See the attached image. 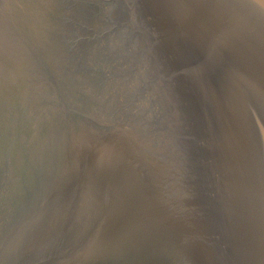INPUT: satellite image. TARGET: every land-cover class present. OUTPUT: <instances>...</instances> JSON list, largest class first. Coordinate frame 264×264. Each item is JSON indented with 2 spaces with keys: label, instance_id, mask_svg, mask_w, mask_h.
<instances>
[{
  "label": "water",
  "instance_id": "1",
  "mask_svg": "<svg viewBox=\"0 0 264 264\" xmlns=\"http://www.w3.org/2000/svg\"><path fill=\"white\" fill-rule=\"evenodd\" d=\"M0 264H264V0H0Z\"/></svg>",
  "mask_w": 264,
  "mask_h": 264
}]
</instances>
